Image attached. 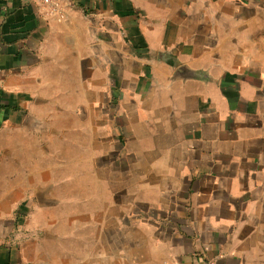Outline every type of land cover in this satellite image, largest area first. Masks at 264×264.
I'll use <instances>...</instances> for the list:
<instances>
[{
    "label": "crops",
    "instance_id": "0c3cea01",
    "mask_svg": "<svg viewBox=\"0 0 264 264\" xmlns=\"http://www.w3.org/2000/svg\"><path fill=\"white\" fill-rule=\"evenodd\" d=\"M60 2L0 0V264H264V0Z\"/></svg>",
    "mask_w": 264,
    "mask_h": 264
},
{
    "label": "water",
    "instance_id": "95a60500",
    "mask_svg": "<svg viewBox=\"0 0 264 264\" xmlns=\"http://www.w3.org/2000/svg\"><path fill=\"white\" fill-rule=\"evenodd\" d=\"M199 76L201 75L198 71L190 69L185 65H181L180 67H178L175 73V78L189 79V78H197Z\"/></svg>",
    "mask_w": 264,
    "mask_h": 264
},
{
    "label": "built area",
    "instance_id": "2783aa9c",
    "mask_svg": "<svg viewBox=\"0 0 264 264\" xmlns=\"http://www.w3.org/2000/svg\"><path fill=\"white\" fill-rule=\"evenodd\" d=\"M40 5L47 6L53 13L63 14L60 0H34Z\"/></svg>",
    "mask_w": 264,
    "mask_h": 264
},
{
    "label": "rangeland",
    "instance_id": "374dc122",
    "mask_svg": "<svg viewBox=\"0 0 264 264\" xmlns=\"http://www.w3.org/2000/svg\"><path fill=\"white\" fill-rule=\"evenodd\" d=\"M52 230L56 231L55 233H60L61 231H59L60 229V222H55L51 224Z\"/></svg>",
    "mask_w": 264,
    "mask_h": 264
}]
</instances>
